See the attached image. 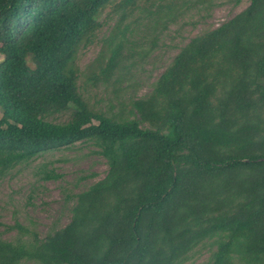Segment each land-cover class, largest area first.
Listing matches in <instances>:
<instances>
[{"label":"trees","instance_id":"obj_1","mask_svg":"<svg viewBox=\"0 0 264 264\" xmlns=\"http://www.w3.org/2000/svg\"><path fill=\"white\" fill-rule=\"evenodd\" d=\"M179 1L187 10L204 0ZM111 5L121 11L116 28L132 18L122 38L154 14L138 0H0V179L76 144L107 166L65 195L64 227L43 238L4 228L26 240L0 234V264H180L209 239V264H264V0L192 38L127 111L120 103L100 112L80 90L76 59ZM123 41L113 29L106 36L110 56L88 78L94 86L118 91ZM36 175L62 177L45 164Z\"/></svg>","mask_w":264,"mask_h":264},{"label":"rangeland","instance_id":"obj_2","mask_svg":"<svg viewBox=\"0 0 264 264\" xmlns=\"http://www.w3.org/2000/svg\"><path fill=\"white\" fill-rule=\"evenodd\" d=\"M186 1L191 3L195 0ZM168 2L169 0H138L139 8L146 7L148 11L154 13L151 15L153 17L147 16L146 19H142V25L131 24L124 38L119 35V29L127 22L131 23V17L116 28L121 11H117L114 5L108 6L99 15L102 26L97 31L94 42L86 48L81 47L76 59L77 68L81 73L80 90L91 109L101 112L109 110V106L112 105L113 112H117L122 103L125 104L127 111L128 100L141 98L149 93L152 85L184 45L201 33L233 18L247 7L249 0H204L194 3L187 10L185 6L179 9L178 4L181 1L175 0L176 9L169 12L166 8H160L157 15L158 6H164ZM138 9L133 12V17L141 14ZM182 10L184 14L180 15ZM163 27L165 29L162 30ZM112 29L116 40L123 39L126 47L125 52H122L126 58L125 63L112 78L117 80L116 93L112 92V85H102L99 82L94 86L88 80L93 71L99 72L96 67H105L110 53L104 43ZM153 29L156 36L151 33ZM146 31H149V34L145 37ZM153 44L154 47L151 48ZM2 58L0 56V62ZM125 115L129 117L128 113ZM66 119L67 117L62 118ZM91 150L88 145L81 144H76L72 149L60 147L43 154L29 164L15 167L1 178L0 223L3 225L0 228L1 238L7 241L16 238L26 240V236L20 237L15 230L8 233L4 231L7 226L15 224L35 233L39 238H43L54 229L64 227L70 215L69 204L64 205L65 195L82 192L87 186L106 175L107 166L104 159ZM42 164L46 165L47 170L53 169L55 174L62 176L61 179L39 181L36 174ZM211 242L210 239L205 240L180 264H209L211 254L215 251V247L209 246ZM233 263L238 264L235 261Z\"/></svg>","mask_w":264,"mask_h":264}]
</instances>
